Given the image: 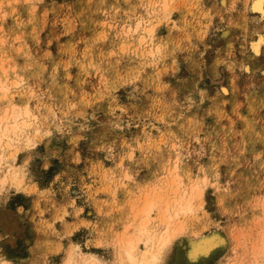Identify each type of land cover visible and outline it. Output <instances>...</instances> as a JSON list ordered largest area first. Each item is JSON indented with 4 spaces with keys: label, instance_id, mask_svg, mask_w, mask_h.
<instances>
[{
    "label": "rangeland",
    "instance_id": "374dc122",
    "mask_svg": "<svg viewBox=\"0 0 264 264\" xmlns=\"http://www.w3.org/2000/svg\"><path fill=\"white\" fill-rule=\"evenodd\" d=\"M253 1L0 0V122L30 113L0 143V264H124L166 232L158 264H264Z\"/></svg>",
    "mask_w": 264,
    "mask_h": 264
},
{
    "label": "bare ground",
    "instance_id": "6f19581e",
    "mask_svg": "<svg viewBox=\"0 0 264 264\" xmlns=\"http://www.w3.org/2000/svg\"><path fill=\"white\" fill-rule=\"evenodd\" d=\"M252 10L255 13H260V15L262 17H264V0H254L253 3H252ZM228 34H229V30L224 32V36H227ZM2 82L0 80V83H2ZM2 88H6L5 85H4V87L2 86ZM223 91L225 93H228V89H226V88H223ZM15 115H17L16 116V122L13 123L12 126L9 125V124H4V122H0V143L3 141L4 138L8 137L10 132L13 131L14 133H16L17 130L19 128H21V126L26 125L27 122H26L25 116L30 115V113H29V111L27 109L24 110V111L15 110ZM20 118H22L21 122L19 120ZM188 205L189 204H187V206L185 205L186 207L184 206V208H181V210H183V211L187 210L189 208ZM153 206H154V203L150 202L145 207V209H143L142 213H149L152 210ZM169 217L171 218V216H169ZM139 231H140L141 234L142 233H149V231H147V221H145L141 225ZM167 231H168V229H167ZM168 234H169V232H166V234H164L162 237L161 236L158 237L154 233L150 234V235H147L148 237H147V239L145 241L146 242L145 243L146 244V249L140 255L138 254L137 250H135L133 248L134 241L132 239H128L127 240V245L124 246V249H123V252H122L124 254V258L127 261L125 263L126 264H158L160 250L162 248H164V246L171 240V237H169ZM223 242H225V240L219 234H214L212 236L203 237L198 242H195V243L193 242L192 248H191V250L189 252V255H190L191 258H197L199 255L208 253L213 247H215L217 245H220ZM92 258L94 259V264L101 263L100 262L101 260H99L96 256H92ZM85 259H86V257H85ZM71 262H72L71 258H68L66 261H64L63 264H71ZM1 263L2 264H7V263H9V260L5 259Z\"/></svg>",
    "mask_w": 264,
    "mask_h": 264
}]
</instances>
